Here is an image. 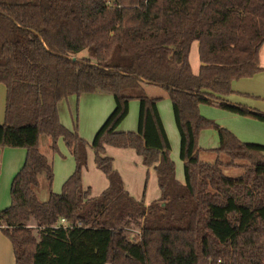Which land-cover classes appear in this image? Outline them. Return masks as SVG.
<instances>
[{"label":"trees","instance_id":"16d2710c","mask_svg":"<svg viewBox=\"0 0 264 264\" xmlns=\"http://www.w3.org/2000/svg\"><path fill=\"white\" fill-rule=\"evenodd\" d=\"M263 43L264 0H0V147L26 151L10 204L0 211L15 264H264V146L241 142L198 111L205 104L264 122L263 112L223 99L233 80L261 70ZM122 78L167 92L183 184L175 179L158 99L121 88ZM84 85L114 100L90 145L57 111L59 100L79 96ZM133 98L137 129L118 132ZM203 129L217 132L213 161L199 157ZM42 136L52 154L61 138L74 160L58 194L52 163L39 150ZM106 146L133 149L153 168L157 202L145 206L143 197L129 195ZM88 148L108 182L96 197L81 180ZM225 168L241 172L227 176ZM43 185L45 201L37 197ZM130 226L140 231L135 241L124 235Z\"/></svg>","mask_w":264,"mask_h":264},{"label":"crops","instance_id":"0c3cea01","mask_svg":"<svg viewBox=\"0 0 264 264\" xmlns=\"http://www.w3.org/2000/svg\"><path fill=\"white\" fill-rule=\"evenodd\" d=\"M197 46V42H193L189 52V63L193 73H196L199 67ZM258 65L261 70L256 74L251 77L233 80L231 82V93L224 96L223 99L264 113V43L259 50ZM121 88L139 89L147 97L158 99L156 107L170 144V158L175 165V179L180 184H183V162L179 159L180 138L174 123L171 102L167 92L158 86L142 82L136 84L128 78L121 79ZM4 102L5 87L0 84V125L3 123L4 118ZM204 105L200 104L198 106L199 114L202 117L213 119L217 125L227 129L241 142L264 146V122L236 115L222 109H212ZM113 108L114 100L110 93L88 85L82 87L79 96L71 95L59 100L57 103L60 123L70 130L76 124L78 135L89 145L96 131ZM138 110V100L135 98L131 99L128 103L127 115L116 130L118 132H135L137 129ZM197 145L200 149V159L213 161L215 154L212 151L219 146L217 132L214 129L201 130L198 134ZM57 149L58 151L52 154L47 146L48 155L44 154L52 163L53 181L51 190L56 194L60 193L62 184L74 170L73 157L61 138L57 141ZM39 150L42 153L40 139ZM25 154L26 151L23 148L0 147V211L10 204V184L15 174L22 167ZM104 155L112 158L113 169L120 175L123 187L130 196L135 200H140L143 197L145 206L159 200L160 192L155 171L152 167H145L140 156L133 149L106 146ZM93 158V151L88 148L87 165L82 172L81 180L83 187H89L91 196L96 197L107 187L108 182L105 176L95 167ZM41 188L47 193L44 185ZM46 199L39 200L45 201ZM0 264H15L11 243L1 229Z\"/></svg>","mask_w":264,"mask_h":264},{"label":"rangeland","instance_id":"374dc122","mask_svg":"<svg viewBox=\"0 0 264 264\" xmlns=\"http://www.w3.org/2000/svg\"><path fill=\"white\" fill-rule=\"evenodd\" d=\"M84 55H86V52H82V53L78 54V56H84ZM204 106L212 108V109L220 110V108H217L215 106H209V105H204ZM206 119L211 120L214 123H216L213 119H209V118H206ZM75 123H76V121H75ZM48 144H49V142H48V138L47 137H45V136L40 137L41 151L45 155H48L47 154V146H48ZM170 153H171V149H170ZM206 161H208V160H206ZM209 161H212V160H209ZM240 172L241 171L239 169H236V168H225L224 169V173L227 176H235V175H238ZM97 185H99V184L97 183ZM150 190H152V189H150ZM149 194H150V192H149ZM37 196L39 197V199H46L47 193L44 192L43 189L41 188V189H39L37 191ZM139 232L140 231H139L138 228H136L135 226H130L128 228H125L124 235L127 237L128 240L135 241L139 237Z\"/></svg>","mask_w":264,"mask_h":264},{"label":"built area","instance_id":"2783aa9c","mask_svg":"<svg viewBox=\"0 0 264 264\" xmlns=\"http://www.w3.org/2000/svg\"><path fill=\"white\" fill-rule=\"evenodd\" d=\"M60 224H62V225H66V221H65L64 219H60ZM75 225H76L77 227H81L83 224H82L81 221H78V222L75 223Z\"/></svg>","mask_w":264,"mask_h":264},{"label":"water","instance_id":"95a60500","mask_svg":"<svg viewBox=\"0 0 264 264\" xmlns=\"http://www.w3.org/2000/svg\"><path fill=\"white\" fill-rule=\"evenodd\" d=\"M73 59V58H72Z\"/></svg>","mask_w":264,"mask_h":264}]
</instances>
